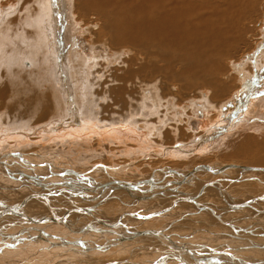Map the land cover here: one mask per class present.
Segmentation results:
<instances>
[{
    "label": "bare ground",
    "instance_id": "1",
    "mask_svg": "<svg viewBox=\"0 0 264 264\" xmlns=\"http://www.w3.org/2000/svg\"><path fill=\"white\" fill-rule=\"evenodd\" d=\"M260 1L261 0H75L74 5H76V15H79L77 18L80 17V19H85L90 15H95L101 20L98 21L102 23V29L97 34V42H94L95 40L93 41V39L91 41H93L94 48H96L98 45H106L108 43V46H111L113 49V54H115V56L111 58L112 62L109 56L103 57L101 59L99 54H97L96 49H93L91 55L87 57H82V55L78 52L79 45L77 44L74 33L78 29H76L75 26L79 21H76L77 23L73 22V16L71 13L74 6L72 7L71 0H17L16 4L10 3L9 8H3L0 4V57L2 58H0V67L2 65L4 66L5 63L8 64H6L7 72H1L3 75L0 74V84L2 82L4 83V89L8 90L9 93L11 92L10 96L14 95L15 97V94L22 92L25 96L23 99H27L26 103L22 101V105L25 106L23 112H21V109L19 111V108H17L15 110L16 112L13 113L14 115L11 116L12 118H9V121L13 123L12 127L9 130H5L3 127H0V144L2 142H6L8 138H11L13 135H15V142L13 141L14 144L12 146L8 145L3 147V149H0V155H3L0 158V165L3 166L4 172L6 171V173L9 174L12 179L18 180L13 175L16 173V171L14 172V169H10V167L13 164L17 166L19 164L22 167L25 166L26 169H28L27 171L30 170L31 172H36L35 174L38 176H25L23 174H21V176L23 175L26 178L29 177L27 179L33 180V185L37 187H39L38 185L43 186V184L40 183L42 182L41 178H46V176H41L39 174L40 172H37L38 169L35 170L37 166L34 162H31L30 159V161L28 160V157H30L29 154L32 153L34 157V155L36 156V152L43 150L49 151L50 146L62 142L67 143L72 147L73 144H75V141L79 140L77 136L89 131L97 132V130L101 129L103 130V136L106 134L105 136L108 137L106 138L107 141L109 138H114L113 140L119 141L118 137L115 138V132L126 136V138H124L125 140H127V138L129 139L134 137L141 139L140 142L145 144V148L149 147L146 148L148 151L149 149L154 150H150L152 152L150 156L154 157L147 159L148 163L157 164L155 167L158 168L157 170H154L162 173V175L165 177H162V179H153L154 177L152 178L150 174L143 180V178L140 177L141 175L139 176L137 174L139 178L138 176L135 179L124 178L126 176L125 173H123L124 170L119 169L121 171L120 173L123 174V177L121 176L118 178L120 180L114 178L111 179L110 183L107 185H102L104 188H101V190L100 187H98L99 183L97 181L96 183L92 182L93 184H89V186H94L92 192H100L103 196L105 194L107 195L110 188L111 190L115 189L116 193L131 191L132 189L134 193L137 191V193L145 195L146 191V193L148 192L149 195V193L151 194V192L158 190V192L160 191L159 195L164 198L165 202L167 198V200L172 201V203L166 202L167 204L161 209V214L168 211L169 214L173 213V211L176 212V208H178L176 205H179V208H184L185 206L187 209H190L193 212L195 210L197 212L199 209V218L204 221L206 226L209 224V227L213 226L214 223H222L220 214L216 212L217 208H220V206L217 204L213 205L211 203L206 204V202H204L205 198L208 197L207 193L209 191V195L220 197L213 199L214 202L219 201L221 205L223 204V206H225V213L227 211H236V213H240L242 211V213L246 214L247 217H252L251 214H247V211L253 207L248 206L253 202H255L254 204L258 203L259 208L264 212V208H262L259 203L261 202L260 200H264V194L259 198L256 196H252V199L249 198L250 201L248 202L250 203L247 206L250 209L245 211V209L248 207L246 208L242 204L240 205L235 203V201L230 198L229 194L227 193L228 188H225L224 186L226 184L224 181H231L230 184H241L243 182H247L248 180H252L253 182H256L264 187V177L261 176L264 175V30L261 32H254V38H263V46L261 45L260 49L258 52H255V54L251 55L247 53L253 48L254 44H258L257 40V43H249L244 40L252 17L257 15L259 11L257 5L260 3ZM29 4H31V6H28ZM20 5H24L23 11L21 10L24 12L23 14H20L22 13L19 11L21 7ZM20 24L24 25L25 27L19 28ZM19 32L27 36L28 38L25 37L26 39H31L32 42L37 43V51L31 56L33 60H22L23 53H28L27 51L32 50V46L25 48L27 46L26 43L25 46L17 44L15 47H13L12 45L13 48H9V46H7L10 36L13 34L16 35ZM94 34L96 33L91 35ZM95 37L97 36L95 35ZM126 47H131L133 49L131 51H135L137 54L136 56H139L140 60L130 57L128 62L121 64V67H124L123 71H117L116 75L111 81V83L113 81H117L119 85L113 90L110 89V95H112V97H110L117 98L115 101L117 105H119L117 111L115 114L107 116V119L104 118L102 120L99 118L100 120L96 121L98 126H91V122L89 124L86 122H88V120L91 118H96L97 115H93L90 110H84V112L80 113V115L77 113L75 114V112L73 113L74 110H72V108L74 107L75 99H78H74V93L68 89L65 90V88L64 90L67 91V103L71 104V106L67 104L69 106L66 109L63 106L65 103L63 104L62 102V95H60L62 91L59 94L52 91V84L55 82H52L55 77L53 74L56 71L59 72H56V76L59 74V77H62L63 82L67 79H71V84L75 83V87L76 85L78 87L79 85H83L85 83L86 75L90 74V71L94 70L96 66L107 68L108 65L112 64L114 67H116L117 65L115 64L120 60L118 58L122 56L123 53L128 51ZM8 57L9 63L7 62ZM27 57L28 56H26V58ZM10 59L18 60L17 62L11 60V64ZM18 61L19 63L24 62V66H26V68L31 66V69L29 70L36 71V73H32V71H29L28 69L23 71V69L20 67L23 64L20 65ZM13 62L15 63L13 64ZM109 62H111V64H109ZM140 62L142 63L140 64ZM119 63L122 62L119 61ZM159 63L163 64L159 65ZM35 67H37L36 70H34ZM3 68L1 67L2 70H4ZM174 83L179 84V93L185 97L187 102H189V104L187 103V105L184 106V109L187 111L185 113H181V108H179L176 103L178 100V94ZM43 85H45V87H47L46 89H49L51 93L47 95L49 92L46 94V92L42 91L43 93H40L41 96H39L40 94L35 95L34 92L36 89L40 91V87ZM86 85H88V83ZM70 87L72 86L70 85ZM106 87H108V85ZM170 89L175 90V93L169 95V99L165 102L164 94L167 95V92H169ZM73 90L74 89L72 88V91ZM38 97L42 101L41 105L40 102H38V106H41V110L43 108L42 106H44L45 110L43 108V113L39 117L41 122L39 121L40 123L38 125L27 131L26 125H31V122H34V115L37 114L36 112H39L38 109H40L38 107H36V109L34 106L36 105L34 104L35 100ZM5 98L6 97H4V99ZM7 100H9V96ZM174 106H177V108L175 107L174 109ZM3 109H5V106ZM167 111H170V113H167ZM66 114L67 120L65 121L63 118ZM84 116H88L90 118L87 117V119L80 120V117L83 119ZM7 120L8 119H6V121ZM78 125H80V128H78ZM51 133H56L58 135H53ZM30 136L34 138L30 140ZM46 139L49 141V143L43 142ZM91 140L92 139H89L88 137L85 145H90L92 142ZM152 140H155L156 142H151ZM99 143L101 144V142ZM22 145H25V147H21ZM78 149L80 148L78 147ZM147 150L145 151L146 153ZM88 151L86 153L84 151L81 161H95L96 159H101L102 155L105 153ZM192 152L197 153L192 154ZM118 153L120 154V152ZM41 154L43 153L41 152ZM149 154L147 155L148 157ZM75 155H77V153ZM114 155L116 157V154ZM45 157L42 159H45ZM123 158H121V160H123ZM2 159L9 160L10 162L3 161ZM46 164L48 175H59L61 177L64 176L65 178L63 177V179H67L66 175H69L68 177L70 178L73 176L79 178V175L84 173L83 172L80 174L81 172L79 173L76 170L72 171L71 168H73V166L67 164L65 166L64 163H62L63 166L61 165L62 168H60L59 171H55L56 165H52L50 163ZM105 165H101V171L108 175L110 171ZM167 165H170V167ZM186 165H191V169H187V171L193 172L190 174L195 175H188L189 178L186 177L187 175H182L186 173L188 174V172L181 173L179 170L184 167L188 168ZM218 165L225 167L219 169L217 167ZM130 166L132 165L128 163L126 168L131 170ZM40 167L41 166H39V168ZM93 168L95 169L96 166ZM56 169H58V167ZM113 170H117V167L112 166L110 175L112 174L114 176L116 173L119 176L120 173L117 171L113 172ZM196 171H202L199 172V174L205 173L206 176H211L209 179L218 176L217 180L219 181L211 180L207 183L212 184L203 185V183H201V185L198 187L195 186V184H192L195 186L194 188L183 191L186 188H190L188 186L189 182L191 183V181L197 180L196 177L198 173L196 174ZM220 173L223 176L220 175ZM171 174L177 176L178 179L167 180L166 183L162 181ZM232 174L233 176H227ZM59 176L58 179L60 178ZM235 176L236 179H234ZM25 177L24 180L26 179ZM103 177L105 178V176ZM151 178L155 183V186L153 187L155 190L150 189L147 185V182H144L149 181ZM185 178H187V180ZM21 179L19 178L20 181ZM184 179L186 181H184ZM81 181L82 183L84 182L83 180ZM85 182L89 183L88 180ZM62 185H64V183H62ZM45 186L43 187L45 188ZM65 186L69 187V185ZM43 187L39 188L44 189ZM71 188L72 189L70 190L73 192L74 190L78 193L79 191L82 192L79 194L82 195L80 196L82 198H79V200L84 202L83 207L85 206L87 209L84 210L86 212H82L83 210L81 211L80 209L78 216L80 217L81 221L84 222L86 215L88 216L91 210L96 209V204L93 205L95 201L92 200L94 199V196L89 197L88 199L81 189L76 188L72 184ZM229 191L234 196L240 195L236 189L231 190V187ZM262 193H264V189ZM48 194L50 195L51 193ZM48 194L41 193L39 190H31L30 195L25 197L26 200L23 202L20 201V203H15L16 205L13 204V206L1 205L0 209H3V212H0V217L4 215L16 214V217H18L19 220L25 221L27 223L38 221V219L43 217L42 215L40 218L36 217L38 219L32 217L34 212V216H36L38 210L33 209L32 206L27 209L24 207H27L28 202L33 201L34 204L41 201L47 207L45 210L47 213L46 215H48L46 218L47 220H56V223L58 224H66L76 233L93 232L94 230L96 233L99 231V224L102 223H107L118 227L120 232L124 231V233H118L119 235L116 234V230L112 231L116 237H113L115 242L113 241L112 244L122 246V248L118 247L117 249H113L114 251H112V254H115L114 256L117 254V256L122 255L121 257L124 255L128 256L131 250L138 246V243H143L147 246L150 244V250L153 249V247H157L158 249V247L165 248L164 246H170L171 250H174L175 253L179 255L180 258L178 257L177 259H182V262L180 261L181 264H195V262L183 263L185 255L193 256V254L196 253L193 251L197 249L196 246L198 245L194 240L191 243H195V246L193 244H191V247L185 246L186 249L184 250H186V254L182 255L181 251L183 247L181 246L183 244L179 246L178 243L173 240V233L169 234L168 232H164V234L161 232V230L158 231L159 229L138 231L135 226L128 224L130 221L128 218L122 219L123 222L118 223L112 220L108 221L106 218L100 219L99 215L96 218H99V220L95 222H89V220H86L84 222L85 227H80V225L74 226L75 221L70 216H73V214L77 213L78 210L76 208L78 206H75L72 209V211L75 210L76 213H73L72 215L67 214L66 212L56 208L54 201L49 198ZM241 196L244 197V195ZM151 197L149 196V198ZM154 197V200L158 199L157 194ZM59 198V201H65V197L59 196ZM134 199L136 200V198ZM103 200L104 204L107 203L106 201H109L107 197H101L99 199L100 203H97L98 201L96 203L98 205L101 203L103 204ZM89 206L91 208H89ZM22 209H24L25 213L29 215L28 219L24 217L23 214L19 213V211ZM52 211L56 212L52 213ZM87 212L89 214H86ZM204 212L211 213L212 216L210 220H208L207 216L203 215ZM62 213L68 217L61 216L60 214ZM100 214L104 216L103 213L100 212ZM132 216L136 217L137 219L141 218L142 221H145L144 219L151 216H156V214H135ZM73 217L75 218L76 216ZM77 217L75 219H77ZM8 219L11 220L12 218L9 217ZM237 220L238 222L241 221L240 219ZM11 221L13 222L14 220ZM209 222L214 223L211 224ZM195 224L196 226H200V224L197 222ZM43 226H46V223L43 224ZM124 228H127L128 231L126 232ZM234 229L235 228H233V230ZM197 231L201 232L200 230ZM47 233L48 232L45 233L42 231L40 237L44 235L50 241L51 236ZM95 233H93V235H95ZM148 233H150L151 236L149 239L145 240L144 236ZM102 234H106V232H103ZM225 234L226 233H223L221 236L227 237V234ZM171 236L173 239H171ZM61 239V244L67 246L66 249L68 250L63 256H67L69 251H71L73 254H76V256L79 254L78 250L73 252V249L70 247L72 244H80L84 247V244H96L97 242V240L90 243V241L87 242L83 239L80 241H72L63 238ZM125 240H127V242ZM151 242L154 246L151 245ZM49 243L52 244L51 242ZM185 243H187L186 245H189L188 242ZM105 247L108 248L109 246L107 244L106 246L102 245V248ZM226 248L228 247L226 246ZM46 249H49V247ZM214 251H210V253H214ZM72 255L68 256L71 257ZM143 255L145 256V254ZM152 255L158 259L161 258L162 255H165L166 257V253L163 252L158 253V255L153 253ZM220 255L222 256L224 253ZM220 255L218 257H220ZM259 257L264 258V251H261ZM88 259L97 260L92 256H89ZM214 259L216 258L213 257L211 261ZM230 259L235 264L247 263H241L239 260H237V257L234 259L231 256ZM83 260L85 259L81 258V261ZM192 260L195 259L193 258ZM88 262L90 261L88 260Z\"/></svg>",
    "mask_w": 264,
    "mask_h": 264
},
{
    "label": "rangeland",
    "instance_id": "2",
    "mask_svg": "<svg viewBox=\"0 0 264 264\" xmlns=\"http://www.w3.org/2000/svg\"><path fill=\"white\" fill-rule=\"evenodd\" d=\"M27 1H29V0H27ZM71 2H72V7L74 6L73 10H72V13H71V15L73 16V18H72L73 22H76V21L78 22L79 21L78 22L79 24L76 22L77 23L76 26L78 25L79 27L75 26V28L76 29L78 28V29L74 33L76 41H77V44L79 45L78 46V52L82 55V57H87V56L91 55L93 49H96V52H97V54H99V57L101 59L103 57H106V56H109L110 59L113 58L115 56V54H113V51H112L113 49L111 48V46H108V43L106 45H98L96 48H94V46H93V41L95 40L94 42H97L96 41V38H98L97 34L102 29V23L98 22V21H101V20L95 15L94 16L90 15V16L86 17L85 19L87 21L85 19H80V17L77 18V16H79V15H76V8H75L76 5H74L75 4V0L74 1L71 0ZM10 3L11 4H16L17 0L16 1L15 0H0V4H1V6L3 8H6V7L9 8ZM20 6L21 7H20L19 11L22 12L24 5H20ZM28 6H31V4H29ZM257 7H258L259 11H258L257 15L252 17L251 23H250V25L248 27V31H247V33H246V35L244 37L245 38L244 40H246L249 43L250 42L255 43L256 40L258 42V44L257 45L254 44L253 48L251 50H249V52L247 53V54H251V55L255 54V52H258V50L260 49L261 45L263 44V42H262L263 38H259V39H257L256 37L254 38V32H259V31L261 32L262 30H264L263 29L264 28V0H261L260 3L257 5ZM23 13L24 12H22L20 14H23ZM76 18H77V20H76ZM85 23H87V24H85ZM95 23H97L98 25L95 24ZM23 27H25V26L20 24L19 28H23ZM85 30H86V32H85ZM88 33H89V35H88ZM93 33H96V34L91 35ZM16 35L13 34V35L10 36V40H9L7 46H9V48H13L17 44H19V45L21 44L22 46H25V43L27 45L25 48H27L28 46H32V50L28 49L30 52L27 51L28 53H26V52L23 53L22 60L23 59H26L27 61L30 60V59L33 60V58L31 56L33 54H35L36 51H37V46H38L37 43L32 42L31 39H26L28 37L25 36L24 34H22L21 32L17 33ZM95 35L97 37H95ZM92 39H93V41H91ZM251 39L252 40L254 39V40L252 41ZM22 42H23V44H22ZM12 45H13V47H12ZM126 49H128V51L126 53H123L122 56H120L118 58V59H120L119 61L122 62V63H119V61H118L115 64L117 66L114 67V65L111 64V62H112V59H111V62H109V64H111V65H108L107 68H102V66H96L94 68V70L90 71V74L86 75L85 83L83 85H79L78 87H77V85L75 87V83L71 84L72 83L71 79L70 80L69 79L65 80L64 81L65 83H64L62 77L61 76L59 77V74L56 76V72H57L56 71L53 74L55 77L53 76L54 79H53L52 82H54V81L55 82L52 84L53 85L52 86V91L56 92L58 94L62 91L60 93V95H62L61 96L62 97V102H63V104L65 103V105H63V106L66 109L68 108L69 105L71 106V104L67 103V91H65V90L68 89L69 91L74 93L73 94V96H75L74 99L77 98L78 100L75 99V102H74L75 104H74V107L72 108V110H74L73 113L75 112V114L77 113L78 115H80V113L84 112V110H90V112H92L93 115H97V116H96V118L89 119L88 122H86V123L89 124L91 122L90 123V125L92 124L91 126H98L96 121L100 120L99 118H101L102 120L104 118L107 119L108 118L107 116L116 113L117 108L119 106L115 102L117 98H111L112 95H110V89L113 90V89H115V87H117L119 85V83L117 81H113L111 83L112 78L116 75L117 71H123L124 67H121V64H124V63L128 62L130 57L136 58L137 60L140 58L139 56L138 57L136 56L137 54H136L135 51H131V50H133L131 47H126ZM26 56H28V57L26 58ZM11 58H13V57H11ZM142 58H144V57H142ZM11 60H14L15 62H17L18 59L17 60L16 59H10V62L12 64ZM7 62L9 63V57L7 58ZM15 62H13V64ZM18 63H19V61H18ZM118 63H119V65H118ZM141 63L142 62H140V64ZM6 64L7 63H5L4 66L3 65L1 66L2 68L4 67L3 68L4 70H2L1 67H0V74L1 75H3V73L7 72ZM19 64L20 65L23 64L22 66H20L23 69V71H25L26 69H28V70L31 69L30 68L31 66L30 67L28 66L26 68V66H24V62L23 63H19ZM161 64H163V63H159V65H161ZM103 67H104V65H103ZM36 68L37 67H35L34 70H36ZM112 70H114V71H112ZM29 71H32V70H29ZM1 72H3V73H1ZM33 72L36 73V71H32V73ZM57 73H59V72H57ZM59 80H60V82H59ZM69 81H70V83H69ZM87 83H88V85H86ZM174 84H175V88H176L177 94H178V97H177L178 100H177L176 103H177L178 107L181 108V110H180L181 113H185L187 111H186V109H184V106H186L187 103L189 104V102H187L185 97H183V95L179 93V91H180L179 84H177V83H174ZM70 85L72 87H70ZM107 85H108L109 88L106 87ZM4 87H5L4 83L2 82L0 84V92L2 90V92L0 93V98H1L0 99V118H1L0 119V127H3L5 130H9L12 127V124H13L12 122L9 121V118H12L11 116L14 115L13 113L16 112L15 110L17 108H19V111L21 109V112H23L25 106L22 105V103L23 102L26 103L27 99H23L25 96H24V94L22 92H18V94H15V97H14V95L10 96L11 92L9 93L8 90L4 89ZM37 87H40V86H37ZM91 87H92V89H91ZM40 88H41V90H40L41 92L38 89H36V91L34 92L35 95H39L40 93H43V92H46V94L49 92L47 95H49L51 93L49 89L48 90L46 89L47 87H45V85L41 86ZM72 88L74 89L73 91H72ZM105 88H106V91H105ZM79 90L81 91V93H80ZM167 93H168L167 95L164 94V101L165 102H166V100L169 99L168 98L169 95H172V93H175V90L170 89L169 92H167ZM80 94H81V96H80ZM7 95L9 96V100H7L8 99ZM39 96H41V94ZM4 97H6V98L4 99ZM10 97H11V99L13 101L10 99ZM87 97H88V99H87ZM80 99L83 100V101H81ZM4 100H5V102H4ZM8 102H10V103H8ZM38 102H40V105L42 104V101H41V99H39V97L36 98L35 103H34V104H36V105H34L35 108L36 107L40 108V109H38L39 112H36L38 115L37 114L34 115V122L32 121L31 122L32 124L30 123L31 125H29V124L26 125L27 131L31 130L34 126L38 125L41 122V120H39V117L43 113L42 111H43L44 106H42L43 108L41 110V106L40 105H39L40 107L38 106V104H39ZM2 103H4V104H2ZM67 104H69V105H67ZM80 104H82V105H80ZM4 106H5V109H3ZM175 107L177 108V106H174V109H175ZM44 110H45V108H44ZM167 113H170V111H167ZM66 116H67V114L65 115V117ZM98 116H100V117H98ZM65 117L63 119L66 121L67 117L66 118ZM87 117L84 116L83 119L80 117V120L87 119ZM88 118H90V117H88ZM6 119H8L7 120L8 122L6 121ZM95 122H96L97 125L95 124ZM80 125H81V123H80ZM80 125H78L79 126L78 128H80ZM181 125H183V124H181ZM188 126H190V125H188ZM24 130H26V129H24ZM102 132H103V130L100 129V130H97V132L96 131H89L87 133H84L85 135L81 134L83 137L81 135H79L80 137L77 136V138H79V140L75 141V144H73L74 147L73 146L71 147L67 143H63L62 142L63 144L62 143H56L55 145L50 146L49 151H44L43 150L44 152L43 151L36 152L35 154L38 157H36L35 155L33 157L32 153L29 154L30 157H28V160L30 159L31 162H34L36 164V166H37V168H35V170L38 169L37 172H40L39 174L41 176L43 175V176H46V178H47V179L46 178H41L42 182H40L41 184H43V186L46 185L45 186L46 189L43 186L38 185L39 187H43L45 190L33 185V183H34L33 180H29V179H27L29 177H27V178L25 177L27 175L28 176H34V177L38 176V175L35 174L36 172H31L30 170L27 171L28 169H26L25 166L22 167L19 164H18V166L13 164L11 167L10 166L9 167H10V169H14V172L16 171V173L13 174V175L18 180H15V179H12L9 176V174L6 173V171L4 172L3 166L0 165V207H1V205L2 206L3 205H5V206H8V205L13 206V204L16 205L15 203H20V201L23 202L24 200H26L25 197H28L30 195L31 190H35V191L39 190V192L44 193V194L51 193L50 195L48 194V196H49V198L52 199V201H54V204H55L56 208L61 210V211H63V212H66L67 214L72 215L73 213H76L75 210L72 211V209L75 206H78L76 208L78 210L77 213L73 214V216L77 217L78 214L80 213V209H81V211L83 210L82 212H86L84 210L87 209V208L85 206H84L85 207L84 208L83 207L84 202L79 200V198H82V197H80L82 195H79L82 192L79 191V193H78L75 190H74V192L72 190H70V189H72L71 188V184H72L76 188L81 189L84 192V195L88 199H89V197H93L94 196V199H92V200L95 201L93 205L96 204V209L97 210L96 209L91 210V212H89L90 214L87 212L86 214H89V215L88 216L86 215L85 221L89 220V222H95V221L99 220V218L100 219L101 218L102 219L106 218V220H108V221L112 220V221H116V222L120 223V222H123L122 219H127L128 218V220H130L128 224L131 225V226L132 225L135 226V228L138 231L159 229L158 231L161 230V232H163V233L164 232H166V233L168 232L169 234L173 233L174 239H173L172 236H171L172 237L171 239L176 241L179 246H181L182 244L184 245V246L183 245L181 246V247H183V249L181 251L182 255L186 254V250H184V249H186V247H189V246L191 247V244H193L195 246V243H196L198 245V246H196V248H197L196 250L197 251L194 250L193 252H196L197 254L194 253L193 256L185 255L184 259H183V261H184L183 263H190V262L193 263V262H195V264H211V263L212 264H215V263L216 264H235L230 259V257L232 256L234 259L237 257V260H239L241 263L247 262L246 264H264V258H260L259 257V255L261 254V251H264V248H263L264 247V218H263L264 217V215H263L264 212L262 211V209L259 208V204L258 203L254 204L255 202H253V203H251L252 204L251 205V204H249L250 202H248V201H250L249 198H251L252 196H254V197L256 196L257 198L261 197L264 194V193H262L264 187H262L261 185H259L256 182H253L252 180H248L247 182H243L241 184L240 183H238V184H236V183L235 184H230L231 181H224L227 184V185L226 184L224 185L225 188L226 187L228 188V192L227 193L229 194V197L232 198L235 201V203H238L240 205L242 204L246 208L248 206L249 207L253 206L251 209L249 207L247 209H245V211L250 209L249 211H247V214H251L252 217H247L246 214L242 213L241 209H240V211H241L240 213H236V211L235 212L234 211L233 212L232 211L231 212L227 211L225 213L224 212L226 210L225 206H223V204L221 205V203L219 201H215L214 202V199H213V198H220V197H214L213 195H209L208 194L210 192L209 191L207 193L208 197H206L208 200L205 198L204 202H206V204H210L211 203L213 205H215V204L219 205L220 208H217V210L216 209L215 210H216L217 213L220 214V217L222 219V223L221 224L220 223H216L215 224L214 222H213L214 223L213 224V223L209 222V223L213 224V226H210V227H209V224H208V226H206L204 224V221L199 218V214L200 213L198 212V210H199L198 207H197V209H198L197 212L195 210L194 211L195 213H194L190 209H187L185 206H184V208H179V205H176L178 207V208H176L177 209L176 212L173 211V213L169 214L168 213L169 211H168V212H165V213L161 214V212H162L161 209L167 203H172V201L171 200H167L168 199L167 198L166 199L167 203H166L164 198L159 195L160 191L158 192V190L151 192V194L149 193V195H148V192L146 193V191H145V195L144 194L141 195V194L137 193V191L134 193V191L132 189H131V191H124L122 193H116L115 189L111 190V188H110L109 192L107 193V195L105 194V195L102 196V193H100V192H92V189H93L94 186H89V184H91L92 182L96 183V181H97L99 183L98 187H100V190H101V188H104V186H102V185H107L108 183L111 182V179L114 178V179L120 180L118 178L121 177L123 174L120 173L121 171L119 169H123L124 170L123 173H125V175H126L124 178L135 179L138 175L139 176L141 175L140 177H142L143 180H144V178L146 176L150 175V174H151L152 178L154 177L153 179H159V178L162 179V177H165L164 175H162V173L156 171L158 167H155V166L157 164L148 163L147 159L154 157V156H150L152 154L151 151H154V150L153 149H149V151L151 150L149 152L146 149V148H149V147L145 148V144H143V142H140L141 139L134 137V138H129V139L127 138V140H125L124 138H126V136H123L120 133H118V132L116 133L115 132L114 133L115 138L118 137L119 141L113 140L114 138L113 139L109 138V140L107 141L106 138H108V137L105 136L106 134L103 136ZM51 134L58 135L56 133H51ZM14 137H15V135H13L11 138H8L6 140V142H2L0 144V149L1 148L3 149V147H6L8 145L12 146L14 144V142H15L14 141ZM88 137H89V139L90 138L92 139L91 140L92 142L90 143V145H85L86 140H88ZM33 138L31 136L29 137L30 140H32ZM35 138H37V137H35ZM43 140H41V141H43ZM59 140H60V138H59ZM124 140H125L126 143L124 142ZM105 141H107V142H105ZM121 141H122V143H121ZM180 141H181V139H180ZM43 142L44 143H46V142L49 143V141L47 139L45 141H43ZM99 142H101V144ZM151 142L155 143L156 141L152 140ZM179 143H181V142H179ZM64 144H66V145H64ZM23 146L25 147V145H22L21 147H23ZM123 146H124L125 149L123 148ZM30 147H32V146H30ZM62 147H65V148H62ZM78 147L80 149H78ZM73 148H74V150H73ZM100 148H103L104 150L100 149ZM87 149L89 151H93V152H98V153H101V152L104 153L105 152V153H104V155H102L101 159H96L95 161L92 160L93 162L92 161L91 162H89V161H87V162L86 161H81V159H82L81 157H83L84 151H85V153L88 151ZM91 149H93V150H91ZM76 150H77V152H76ZM122 150L125 152L126 156L124 155V152ZM146 150H147L148 154L150 153L149 157L147 156L148 154L145 152ZM108 151H110V152H108ZM143 151H144V153H143ZM27 152H30V151H27ZM41 152L43 154H41ZM118 152H120V154ZM135 152L138 153V154H136ZM0 153H1V151H0ZM76 153H77V155H75ZM196 153L197 152H194V153L192 152V154H196ZM48 154H49V156H48ZM110 154L111 155L112 154L113 155L116 154V157H115V155L111 156ZM2 156L3 155H0V158ZM133 156H134V158H133ZM43 157H45V159H42ZM123 157H125V158H123ZM115 158H117V159H115ZM121 158H123L124 161L121 160ZM2 160L6 161V162L7 161L10 162L9 160H5V159H2ZM234 162H236V161H234ZM46 163H50L52 165H56V168L58 167V169L55 168V171H59V169L62 168V166H63L62 163H64L65 166H66V164L73 166L74 169L71 168L72 171L76 170L79 173L81 172L80 174H82L83 172L84 173L82 175H79V178L75 177V176L70 178V177H68L69 175H66L67 179H63L64 176L61 177L59 175H56V176L48 175V170H47V164ZM118 163H120V164H118ZM128 163L132 165V166H130L131 168L129 167L131 170L126 168ZM133 163H134V165H133ZM110 164L113 167L114 166L117 167V170H113V172H116V171L119 172L120 173L119 176L116 173L114 174V176L112 174L110 175V172L112 171V166ZM116 164H118V165H116ZM101 165L102 166L103 165L107 166L108 170L110 171L108 173V175L104 174L103 171H101L102 170V168H101L102 166ZM124 165H126V166H124ZM39 166H41V167L39 168ZM95 166H96V168L94 169L93 167H95ZM167 166L170 167V165H167ZM190 166H187L188 168L184 167L185 169L184 168H181V169L178 168V169L180 170L181 173H186V172H188L187 169H191ZM20 167H21V169H20ZM89 167H91V168H89ZM217 167L219 169H221V168H223L225 166L221 167V165H218ZM132 168H134V169H132ZM154 169H156V170H154ZM192 170H194V169H192ZM136 171H137V173H136ZM17 172H18V175H17ZM199 172H202V171H196V174L198 173L197 177H196L197 180L191 181V183L189 182L188 186L190 188H186L183 191L190 190L191 188H194L195 186L198 187V186L201 185V183H203V185L212 184V183H207L208 181H211V180L219 181V180H217L218 176L217 177H212V179H209V177H211V176H206L205 173L199 174ZM190 173H193V172L189 171L188 174L186 173V174H182V175H187L186 176L187 178H189L188 175L189 176L190 175L191 176L195 175V174H190ZM21 174H23L25 176H23V175L21 176ZM153 174H155V175H153ZM16 175H17V177H16ZM157 175H158V177H157ZM220 175H222V174L220 173ZM58 176L60 177L59 179H58ZM103 176H105V178ZM139 176H138V178H139ZM227 176H233V174L232 175H227ZM261 176L264 177V175H261ZM24 177L26 178L25 180H24ZM102 177H103L104 180L102 179ZM19 178L20 179L22 178L23 180L21 179V181H20ZM61 178L63 179V182H62ZM152 178L149 181H144L145 183L147 182V185L149 186L150 189H153V187L155 186V183L152 181ZM187 178H185V179L187 180ZM173 179H178V177L175 176L174 174H171L170 176L164 178V180H162V181H164L166 183L167 180H173ZM185 179H184V181H186ZM234 179H236V176H235ZM81 180L84 181L83 182L84 184L82 183ZM86 180H88L89 183L85 182ZM224 180H227V179H224ZM105 181H107V182H105ZM62 183H64V185H62ZM173 183H174V181H173ZM192 184L193 185L195 184V186H193ZM65 185H69V187L65 186ZM230 187H231V190L236 189V191L240 195L239 196L232 195V193L229 191ZM237 187H238V189H237ZM153 190H155V189H153ZM55 193H56V195H55ZM156 194L158 195L157 198L159 200L158 199L154 200V198H155L154 196ZM241 195H244V197L241 196ZM59 196L65 197V201H59L60 200ZM149 196L150 197L152 196L153 198L152 197L149 198ZM101 197H103V198L107 197L109 199V201H106L107 203L104 204V200H103V204L101 203V204L98 205L97 203H100L99 199ZM134 198H136V200ZM147 199H149V200H147ZM260 201H261V202H259L260 206H262V208H264V200H260ZM207 202H209V203H207ZM111 203H113V204H111ZM34 205H35V207H34ZM97 205H98L99 208L97 207ZM31 206H32L33 209H37L38 210V212L36 213V216H34L35 215V212H34L32 217H35V218L39 217L40 218L41 215H42L43 217L40 218L41 220L36 218V219H38V221H35V222H32V223H27L25 221L19 220L18 217H16V214L4 215V216L0 217V237H1V239H0V246H1L0 247V264H75V263H77V261H78L77 264H88V263L89 264H144V263L145 264L146 263L147 264H158V263L160 264V262H161V264H164V263L165 264L166 263L167 264H181L180 261L182 262V259H177L179 257V255L176 254L174 250H173L174 251L173 252L171 250L170 246H164L165 248L158 247L159 250L157 249V247H153V249L150 250L149 249V245L150 244L147 246V245H144L143 243H138L137 244L138 246H136V248L134 247L135 249L133 248L128 256L124 255L123 257H121L122 255L117 256L118 254L116 256H114L115 254H112V251H114L113 249H117L118 247L122 248L121 245L117 246L115 244H112V239H114L113 237H115V235L113 234L114 232H112V231L116 230L117 231L116 234H118V233L120 234L121 232L124 233V231L120 232V229L118 227L112 226V225L107 224V223H102V224H99V226H98L99 227V231L96 232V233H95V230L93 232L76 233L70 227H68L66 224H63V223L58 224V223H56L57 222L56 220H47L46 218L48 217V215H46L47 213L45 211L47 207L41 201L36 202L34 204H33V201L32 202H28L27 207L25 206L24 208L27 209V208H30ZM254 207H256V208H254ZM89 208H91V207L89 206ZM227 209H228V206H227ZM0 212H3V209H0ZM53 212H56V211H52V213ZM97 212H99V213H97ZM100 212L103 213L104 216H102V214H100ZM248 212H250V213H248ZM19 213L23 214L24 217H26L27 219L29 218V215L25 213L24 209L19 211ZM255 213L258 214V215H256ZM135 214H139V215H148V214L154 215V214H156V216H151L149 218L144 219L145 221H142L141 218L137 219L136 217L132 216V215H135ZM60 215L64 216V217H68V216H65V214L63 215V213L60 214ZM95 215H96V217H95ZM203 215L207 216L208 220H210V218L212 216L211 213H209V212H204ZM259 215H261V216H259ZM73 216H70V217L72 219H74V221H75L74 222V226L80 225V227H83L85 221L84 222L81 221L79 216L77 217V219H75L76 217L74 218ZM97 216H99L98 219H96ZM9 217H11L12 218L11 220H14V221L12 222L11 220H9L8 219ZM93 217H95V218H93ZM223 219H224V221H223ZM237 219H240L241 221L238 222ZM194 220H196V221H194ZM248 221H250V222H248ZM58 222H60V221H58ZM196 222L199 223L200 226H196V224H195ZM45 223H46V226H43V224H45ZM2 224H4V225H2ZM202 226H204V227H202ZM232 227L235 228V229L233 230ZM60 229H61V231H60ZM124 229L126 230V232L128 231L127 228H124ZM124 229H122V230H124ZM197 230H200L201 232H198ZM42 231H44L45 233L48 232L47 234H49L51 236L50 237V241L44 235L42 237H40V234H41ZM103 232L104 233L106 232V234H102ZM93 233H95V235H93ZM204 233H206V234H204ZM223 233H226L227 235L226 234L225 235L227 237L221 236ZM150 236H151V234L148 233V234H146L144 236V239L147 240V239H149ZM31 237H32V239H31ZM85 237H87V238H85ZM61 238L67 239V240H72V241L73 240L74 241H80L81 239H83L84 241H87V242L90 241V243H92V241H96L97 240V242H96V244H84V247L81 246L80 244L79 245L72 244L70 247L73 249V252H76V250H78L79 254H77V256H78L77 257L76 254H73L71 251H69V253H68L69 256L73 254L71 257H69L68 255L67 256H63V255H65V253H67L68 250L66 249L67 246L61 244L62 243V239ZM151 240H154V239H151ZM193 240L195 241V243H191V242H193ZM125 241L127 242V240H125ZM184 241L188 242L189 245H186L187 243H185ZM49 242H51L52 244H55V245H52ZM152 242H155V241H152ZM152 242H151V245L154 246ZM76 243H78V242H76ZM106 244L109 247L108 248H106V247L102 248V245L106 246ZM146 244H148V243H146ZM226 246L228 248H226ZM47 247H49V249H46ZM206 250H208V251H206ZM7 251H8V253H7ZM210 251H214V253L212 252L213 253L212 254V253H210ZM137 252H138V254H137ZM161 252L166 253V257L165 256L164 257L161 256V258H159L161 260H159L158 258H155L152 255L153 253L158 255V253H161ZM223 253H224V255L221 256L220 254H223ZM1 254H5V255H1ZM143 254H145V256ZM30 255H31V257H30ZM108 255H110V256H108ZM219 255H220V257H218ZM89 256L95 257L97 260L88 259ZM137 256L140 257V258H138ZM210 257H211V259H213V257L216 258V259L211 261ZM81 258L85 259V260H83L84 262L81 261ZM164 258H166V259H164ZM193 258L195 260H192ZM204 259H205V261H204ZM226 259H228V260H226ZM88 260L90 262H88ZM208 260H210V261H208ZM146 261H149V262H146ZM92 262H94V263H92Z\"/></svg>",
    "mask_w": 264,
    "mask_h": 264
},
{
    "label": "crops",
    "instance_id": "3",
    "mask_svg": "<svg viewBox=\"0 0 264 264\" xmlns=\"http://www.w3.org/2000/svg\"><path fill=\"white\" fill-rule=\"evenodd\" d=\"M116 238V237H115ZM114 241V239H112V242ZM163 257L165 256V255H162Z\"/></svg>",
    "mask_w": 264,
    "mask_h": 264
}]
</instances>
